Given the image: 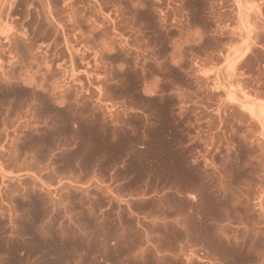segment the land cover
<instances>
[{
  "label": "rangeland",
  "instance_id": "1",
  "mask_svg": "<svg viewBox=\"0 0 264 264\" xmlns=\"http://www.w3.org/2000/svg\"><path fill=\"white\" fill-rule=\"evenodd\" d=\"M263 110L264 0H0V264H264Z\"/></svg>",
  "mask_w": 264,
  "mask_h": 264
},
{
  "label": "bare ground",
  "instance_id": "2",
  "mask_svg": "<svg viewBox=\"0 0 264 264\" xmlns=\"http://www.w3.org/2000/svg\"><path fill=\"white\" fill-rule=\"evenodd\" d=\"M244 107H247V108H245V109H246L245 112H248L249 115H251L252 117L256 118L254 108H251V107H248V106H244ZM252 109H253V110H252ZM259 109H260V108H259ZM261 109H263V108L261 107ZM259 111H260V110H259ZM259 113H260L261 116L264 117V110L261 111V112H259ZM256 115H257V117L259 116L258 114H256ZM261 116H259V117H261Z\"/></svg>",
  "mask_w": 264,
  "mask_h": 264
}]
</instances>
